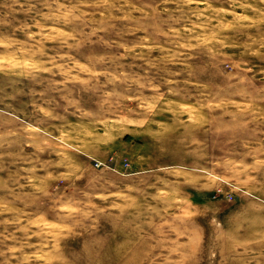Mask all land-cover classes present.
Wrapping results in <instances>:
<instances>
[{"label":"rangeland","instance_id":"1","mask_svg":"<svg viewBox=\"0 0 264 264\" xmlns=\"http://www.w3.org/2000/svg\"><path fill=\"white\" fill-rule=\"evenodd\" d=\"M0 264H264V0H0Z\"/></svg>","mask_w":264,"mask_h":264}]
</instances>
